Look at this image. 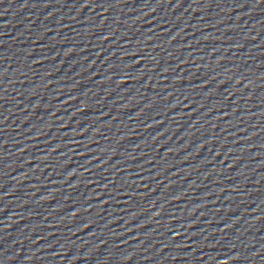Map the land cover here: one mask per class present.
Returning a JSON list of instances; mask_svg holds the SVG:
<instances>
[{
  "label": "water",
  "instance_id": "1",
  "mask_svg": "<svg viewBox=\"0 0 264 264\" xmlns=\"http://www.w3.org/2000/svg\"><path fill=\"white\" fill-rule=\"evenodd\" d=\"M0 112L200 264H264V0H0Z\"/></svg>",
  "mask_w": 264,
  "mask_h": 264
}]
</instances>
